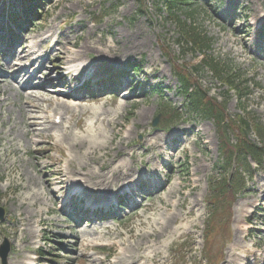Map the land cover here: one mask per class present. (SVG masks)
I'll return each instance as SVG.
<instances>
[{"label": "rangeland", "instance_id": "1", "mask_svg": "<svg viewBox=\"0 0 264 264\" xmlns=\"http://www.w3.org/2000/svg\"><path fill=\"white\" fill-rule=\"evenodd\" d=\"M19 1L22 2L0 0V22L5 20L3 10H13L20 5ZM139 5V0H45L38 19L33 20L28 29L30 31L24 33L28 38L25 44L28 52L32 44L48 31H55V35L52 40H45L37 46L36 50H40V53H49L59 35L64 34L63 41H70L65 48L57 45V51L52 54L48 63L51 76L69 69L72 62L76 64L75 68L83 69L87 63L82 59L83 51L89 49L100 54L105 61L116 63V71L123 72V85L118 93L107 92L102 97L95 93L92 98L96 100L85 97V91L78 92L83 98L79 101L81 109L84 108L85 112L76 116L68 132L42 124L46 120L43 109L54 106L57 99L65 98L61 96L60 88L49 87L48 97L51 99L39 104L40 109L35 112L40 117L36 127L41 129V134L36 137L29 132L16 141L20 123H15L16 128L11 130L13 133L10 131L9 138H14L13 142L20 150L13 146L6 155L3 154L10 143L5 137L0 139V164H9L7 170L0 166V206L4 207V219L0 221V245L7 237L13 246L8 264H19L16 262L18 252L25 257L27 247L23 245H27V241L32 242L31 252L40 247L47 253L42 258L34 254L33 262L36 264H59V261L64 264H99V259H104L103 264H109V252L120 250V246L127 243L123 241L129 239L136 243L139 239L137 233L152 230L151 221L163 217L164 213L183 214L189 211L190 205H194V213L184 221L178 218L174 225L179 226L178 230L169 228L166 231V236L175 240L170 245L159 247L164 258L158 257V262L150 260L148 264H208L204 250L205 231L211 220L210 212L216 206L213 201L207 203V199L215 194L211 192V185L217 187L225 181L224 174L229 172L224 171L221 165L219 125L202 114L190 112L180 90L177 69L178 65L193 71L198 68L196 74L202 86L209 90L212 97L217 96L222 103L226 101L228 114L235 116L245 106L264 125V46L260 42V25L254 24L255 16L264 13V0H193L192 6L182 5L178 8L180 21H174L168 15L162 0H145L146 8L142 13ZM179 23L194 27L200 37L210 40V56L247 74L250 86L244 104L238 101L235 94L228 93L227 87L216 75L202 66L201 51L186 43L181 36ZM73 54H77V57L74 58ZM3 61L4 58H0V97L10 95L13 102L3 106L12 116L8 126L14 124V120L23 118L19 115L21 108L17 102L25 104V101L19 100L20 97L4 83L6 71H3ZM131 63H136L138 67L134 68ZM57 65L62 70H55ZM76 70L74 72L77 73ZM86 70L79 74L84 73V76L94 72L92 68ZM166 106L177 107V112L182 114L180 120H173L171 127H167L163 118ZM160 112L162 117L155 127L152 122ZM6 116L3 115L5 119ZM112 119H116V122H111ZM200 128H205L206 132H195ZM98 132L102 133L101 143L94 144L93 149L86 139ZM67 133L72 140L62 139ZM173 134L179 135L181 142L174 141V145L170 141L164 143L160 150L164 156L161 160L156 159L157 166L153 170L159 171V175L153 179L164 185L155 199L154 207L139 209L137 216L119 225V232L102 235L96 240L99 244H108L102 252L98 250L97 253L90 246L83 251L91 237L83 239L79 248L75 246L76 238L71 237L70 230L66 229L64 210L60 208L62 193L55 191L56 184L62 180L56 174L62 173L69 154L76 155L82 172L89 175L91 169L99 170L103 163L97 157L106 155L101 159L107 160L117 154L121 155L113 165L124 159L130 171L141 172L147 166L152 167L155 161L149 162V154H144L148 145L153 148L148 141L154 135H158V139L160 137V142L174 139ZM251 136L258 142L254 133ZM232 138L235 141V137ZM28 141L30 144H27ZM80 141L86 143L81 145ZM88 151L94 153L86 158L82 156ZM131 153H135L133 159ZM251 162L253 174L246 179L245 190L238 194L234 202L232 223L228 226L225 222L226 226L219 231L213 229V250L221 249L223 258L212 264H244L243 257L236 254L234 258L230 254L232 243L241 240L240 236L244 235L241 248L248 254L247 264H264V210H258L260 206L264 208V204L260 203L264 198V159L260 165ZM142 195H146L145 192ZM179 202L185 204L184 209L178 205ZM220 213L221 209L217 207L214 216L217 223L224 221L225 214L220 217ZM249 217L250 223L246 224L245 218ZM142 220L146 226L140 224ZM64 232L66 238L62 235ZM56 240H62L63 246L77 251L71 254L62 251L65 256L56 258V251L61 248ZM90 255L95 262L89 260Z\"/></svg>", "mask_w": 264, "mask_h": 264}, {"label": "bare ground", "instance_id": "2", "mask_svg": "<svg viewBox=\"0 0 264 264\" xmlns=\"http://www.w3.org/2000/svg\"><path fill=\"white\" fill-rule=\"evenodd\" d=\"M80 1L81 0H78V2ZM50 36H52V34L45 35L43 36V38H40L38 42L41 43L45 41L47 38H49ZM38 42H34L32 48L36 47L38 45ZM69 42H70L69 40L65 42L63 41V39L59 38L57 43L61 47L65 48V44ZM65 53L66 52H64V54ZM39 57L40 56H35L34 51H32L29 55V58H30V62H29V61H26L27 56H25L24 54H16L15 59L7 64L8 68L12 67V70L15 71V74L12 80L8 81L6 79L4 83L6 84V86L10 87L11 90H14V92L20 97V100L25 101V104H21L17 102V104L20 106L22 110V111L21 110L19 111V115L23 116V118L19 120L16 119L14 120V124L7 126V123L12 119V116L9 110L4 109L3 106L5 104L11 105L13 102L10 100V95H7L4 98L0 97V139L5 137L7 141L10 143V146L5 148V152L3 155H6L10 151H12L13 146L16 148L13 142L14 138H9V136H10V131L16 128L17 124L20 123V126H19L20 130L17 133L19 137H22V136L25 137L29 132L33 133V135L36 137L41 134L40 132L41 129L36 127L37 123H39L37 121L40 117L36 116L35 112L37 111L38 108L40 109L39 104H41L42 102L48 99H51V97H48V90L46 89L47 87L46 85H48V82H46L45 84L39 87H37L38 85L34 86L33 84L34 83L33 80L35 78H38L39 77L38 75L40 73H43L45 76L48 75L46 77V81L50 80L49 72H46V70L43 71L44 64L39 66V68H35V63L39 59ZM73 57L74 58L77 57V54H73ZM32 69L34 71L31 72ZM27 76H30V78L27 81H25V83L22 85L21 81L24 80V78ZM34 87L36 88L33 90ZM40 89H43V91H39ZM38 92H43V93H39L40 94L39 95ZM65 100L66 99L57 100V104H61L62 106L66 105ZM68 106L70 107V109H73L75 111L76 109H81L80 105L72 104V102H69ZM82 112H85L84 108L80 110V114ZM3 115H7L6 116L7 119H5ZM100 120L103 121L105 119H100ZM111 122H116V119H112ZM26 125H28V129H26ZM90 125L92 124L90 123ZM191 128L193 129V126ZM42 129L46 130L45 127H42ZM196 131L199 133H203V132L205 133L206 129L200 128V129L195 130V132ZM63 135H65V133ZM89 137L90 139H86V142L91 145V148L95 149L94 144H97L98 142L101 143L102 133L98 132V134H90ZM157 137L158 135H154L153 138L148 141V144H152L151 147L157 148L158 153L157 152L155 153L153 151L155 154H160L159 153L160 152V147H159L160 137L159 139ZM62 139L72 140L73 138L71 135L69 136V133H67L66 137H62ZM80 142H81L80 143L81 145L82 143H86L83 141H80ZM0 144H1V141H0ZM73 144L76 145L75 142ZM104 144H107V142H105ZM16 149L20 150V148H16ZM149 149L152 150L153 148H150V146L148 145L146 147V151ZM91 153H94V151L85 152L83 156L86 158ZM120 155L121 154H117L116 156L109 157L107 160L101 159L102 157H105L106 155L100 156V158L97 157L98 159L102 160L103 163L100 165L99 170L95 168L93 170L91 169L90 178L87 177L88 178L87 181L93 186L113 188L116 185V183L118 185L121 181L130 180L129 177H132V175L130 174V167L127 166V163L126 161H124V159H121L118 164L113 165V162H115L117 157H119ZM134 155L135 153H132V157H134ZM122 157H124L123 154H122ZM12 164L13 162L11 163V165ZM8 165L9 164L6 162L3 164H0V166H2V168L5 170H7ZM193 206H191L190 211L185 215H181L180 213L176 215L170 214V213H166V214L164 213L163 217H160L158 219L151 221L152 225H150V227L152 228V230L146 231L143 233L141 232L137 233L136 235L139 239L136 243L132 244V242H130L129 239L123 241V242L128 243V244L127 243L124 244L125 250H127L130 253L135 252L139 254L138 256L139 260L132 262L131 264H148L149 260L156 262L158 257L162 256V252L159 247H163L165 242L166 243L170 242V238L166 236V231L169 228H172V229L174 228L173 225L175 221L178 219V217H181V219L184 221L186 218V215L188 216L191 215L193 212ZM145 223L146 222H144V220L141 221V225L146 226ZM178 228L179 227H176L174 228V230H177ZM164 236L166 237L165 241L162 240ZM141 260H143V262H141Z\"/></svg>", "mask_w": 264, "mask_h": 264}, {"label": "trees", "instance_id": "3", "mask_svg": "<svg viewBox=\"0 0 264 264\" xmlns=\"http://www.w3.org/2000/svg\"><path fill=\"white\" fill-rule=\"evenodd\" d=\"M178 0H167L168 2V8L170 10H174L176 8ZM186 1V0H185ZM176 18V17H175ZM183 33L185 36L191 39V42H193L195 45H197L200 49L203 50V46L206 48L209 47V45H205L204 40H200L195 35V32L191 28L183 27ZM205 62H208L205 59ZM209 64L214 71V73H217L219 77H221L227 85L230 86V88L235 89L237 92H239V95H242L240 92V85L242 84V81L240 82V77L233 73L232 71L226 70L219 66L217 62H215L214 59H210ZM184 77L182 76V82L185 86L186 94L189 95V101L194 105V110H199L204 112L208 116H214L216 115L217 119L221 116V113L217 112L214 108L212 101L207 98L203 90H199L197 88H194L193 85L189 82L192 77L187 72H183ZM238 74V73H237ZM215 114V115H214ZM238 121L235 122V125L238 127V131L240 133V137H238V145L236 147L231 146L230 150H224L225 151V159L229 160L230 162L234 158V152L237 151L238 148H242L243 151L245 150L247 153H252L253 156L260 157L262 156L264 152V144L259 147L257 144L251 142L248 139V134L250 129L253 127L255 128L256 133H258L260 136L264 135V127H262L260 124H256L252 118L238 116ZM225 120L223 116H221L219 122L222 123ZM226 121H224L225 123ZM245 157V155H244ZM243 159V158H242Z\"/></svg>", "mask_w": 264, "mask_h": 264}]
</instances>
